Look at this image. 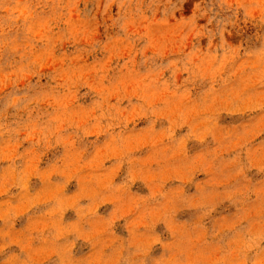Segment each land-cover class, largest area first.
Here are the masks:
<instances>
[{
	"label": "rangeland",
	"instance_id": "374dc122",
	"mask_svg": "<svg viewBox=\"0 0 264 264\" xmlns=\"http://www.w3.org/2000/svg\"><path fill=\"white\" fill-rule=\"evenodd\" d=\"M0 264H264V0H0Z\"/></svg>",
	"mask_w": 264,
	"mask_h": 264
}]
</instances>
